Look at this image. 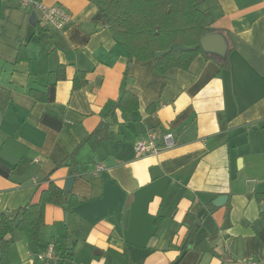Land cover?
<instances>
[{"label": "crops", "instance_id": "obj_1", "mask_svg": "<svg viewBox=\"0 0 264 264\" xmlns=\"http://www.w3.org/2000/svg\"><path fill=\"white\" fill-rule=\"evenodd\" d=\"M44 1L72 20L35 29L29 11L0 2V99L10 96L0 103V220L37 202L50 181L63 189L74 182L64 206H46L38 241L16 229L7 236L11 263L42 264L34 253L51 242L72 253L62 264L264 260V202L255 196L264 192V0H199L229 37V68L200 53L188 69L164 75L152 59L128 67L129 51L103 25L98 0ZM124 89L139 97V109L127 119L116 110L112 137L84 144L111 120ZM153 130L163 149L138 157L136 142ZM168 131L176 145L164 148ZM97 165L105 169L97 173ZM70 195L84 200L69 209ZM221 195L226 201L215 204ZM191 225L194 242L176 263Z\"/></svg>", "mask_w": 264, "mask_h": 264}, {"label": "trees", "instance_id": "obj_2", "mask_svg": "<svg viewBox=\"0 0 264 264\" xmlns=\"http://www.w3.org/2000/svg\"><path fill=\"white\" fill-rule=\"evenodd\" d=\"M97 2L103 25L108 26L115 38L129 51L128 67L134 58L152 59L157 72L164 75L174 69H188L194 58L203 53L207 57L217 60L222 68H229V53L233 49L229 37L224 31L212 26L207 12L199 7V0H98ZM215 32L222 33L229 44L227 54L224 56L206 53L199 46L195 51H170L159 58L155 57L156 52L166 51L174 43H181L185 46L200 45V39L204 35ZM18 59H27V56L19 55ZM64 69V66H60L58 69L60 78L64 77ZM85 77L84 71L76 73L74 86L81 87ZM29 94L39 100L46 98L44 93L36 89H30ZM9 97L7 94L4 99H0L1 105H4ZM139 107V97L124 89L108 113L111 120L101 121L83 143L94 147L97 143L111 138L112 133L109 131V127L117 121L116 110H120L122 116L127 119ZM152 109V106L148 108L149 111ZM0 173L6 175L1 169ZM65 195V189L50 181L49 187L42 191L40 199L34 203H26L11 220L8 215L1 214L0 264H12L9 257L11 241L7 239V236L16 229L25 233L29 241H38L45 223L46 206L48 204L64 206ZM255 196L259 201L264 202V192H257ZM83 200V198L70 195L67 208L72 209ZM22 210L24 214L16 225L18 214ZM261 217L264 220V211L261 213ZM195 232L196 225H191L182 248L183 251L193 244ZM64 255L65 259H68L72 253L65 251Z\"/></svg>", "mask_w": 264, "mask_h": 264}, {"label": "built area", "instance_id": "obj_3", "mask_svg": "<svg viewBox=\"0 0 264 264\" xmlns=\"http://www.w3.org/2000/svg\"><path fill=\"white\" fill-rule=\"evenodd\" d=\"M6 2L8 0H0ZM16 5L30 12L35 11L38 16V25L44 28L63 29L73 18L71 12L61 4H48L44 0H13ZM164 148H171L176 145L174 133L168 131L162 135ZM159 133L155 130L148 132L145 138L136 142L135 150L138 157L146 155H157L161 148L159 143ZM105 169L104 165H97L96 172ZM36 182V181H34ZM42 264H62L65 260L64 253L58 248L57 243L51 242L40 251L34 253ZM243 264H264V260L247 259Z\"/></svg>", "mask_w": 264, "mask_h": 264}, {"label": "water", "instance_id": "obj_4", "mask_svg": "<svg viewBox=\"0 0 264 264\" xmlns=\"http://www.w3.org/2000/svg\"><path fill=\"white\" fill-rule=\"evenodd\" d=\"M29 23L34 27L38 25V16L35 11H33L29 16ZM199 46H201L204 52L210 53V54H217L219 56L226 55L228 48H229V44L225 36L222 33L215 32V33L204 35L200 39V45L185 46L181 43H174L170 49L166 51L156 52L155 57L159 58L170 51H178V50L195 51L198 49ZM73 182H74L73 178L68 179L66 183V189H65L66 192H69V190L72 188ZM226 199H227L226 195H221L215 200V204H222L223 202L226 201ZM23 214H24L23 210L19 212L16 225L18 224L19 220L22 218ZM65 215H66V222H67L68 217H69V211H66ZM185 254H186V251H184L181 254V256L176 260V263H179L181 259L185 256Z\"/></svg>", "mask_w": 264, "mask_h": 264}, {"label": "rangeland", "instance_id": "obj_5", "mask_svg": "<svg viewBox=\"0 0 264 264\" xmlns=\"http://www.w3.org/2000/svg\"><path fill=\"white\" fill-rule=\"evenodd\" d=\"M0 2H1V1H0ZM25 13H26V15L29 17V13H27V12H25ZM40 26H41V25H37V26H35V27L32 26V27H34L35 29H38ZM29 27L32 28L31 26H29ZM34 28H33V29H34Z\"/></svg>", "mask_w": 264, "mask_h": 264}]
</instances>
